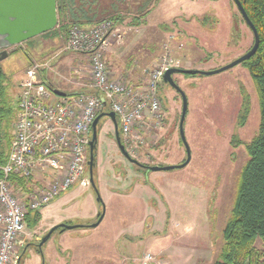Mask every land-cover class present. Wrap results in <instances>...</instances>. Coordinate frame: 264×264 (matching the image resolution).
Here are the masks:
<instances>
[{
	"label": "rangeland",
	"instance_id": "1",
	"mask_svg": "<svg viewBox=\"0 0 264 264\" xmlns=\"http://www.w3.org/2000/svg\"><path fill=\"white\" fill-rule=\"evenodd\" d=\"M100 1L98 11L107 10V14L81 27L118 19L113 23L119 38H110L105 63L113 70L107 55L116 51L121 82L137 93H143L146 72L164 56L179 69L209 72L237 60L253 45L252 32L232 0ZM81 4L75 0L70 9L77 10ZM133 21L138 25H131ZM66 38L40 35L29 43L0 50L8 54L0 67L8 78V98L14 109L19 83L25 70L34 65L52 88L63 94L94 92L88 57L66 50ZM172 79L187 99L184 135L191 155L189 164L182 169L147 170L181 165L186 160L179 136L181 97L160 82L162 118L154 120L145 112L141 126L133 128L132 135L137 138L124 148L136 163L119 150L108 118H101L96 127L92 174L104 207L100 224L91 227L103 211L91 183L87 187L76 184L46 210H40V219L32 228L25 223L23 245L11 264L215 263L238 175L248 160L246 145L258 131V97L242 64L215 75L173 74ZM245 95L249 113L239 126ZM85 177L90 181L88 166ZM39 178L31 185L40 182ZM56 218L74 228L56 230L38 247L41 238L56 226ZM256 246L264 252V245L257 242ZM146 255L152 260L146 261Z\"/></svg>",
	"mask_w": 264,
	"mask_h": 264
},
{
	"label": "built area",
	"instance_id": "2",
	"mask_svg": "<svg viewBox=\"0 0 264 264\" xmlns=\"http://www.w3.org/2000/svg\"><path fill=\"white\" fill-rule=\"evenodd\" d=\"M114 27L106 20L94 27L70 25L67 32L66 50L88 57L93 93L56 97L38 66L24 72L15 102L13 139L6 163L0 166V264H11L23 245L28 213L44 209L76 184L90 185L85 174L91 125L102 111L115 114L124 148L137 138L132 135L133 128L141 126L145 112L154 120L162 118L158 88L164 74L178 69V64L162 57L146 72L143 93L112 80L104 54L110 38H119ZM11 177L26 182L23 189H16ZM37 177L41 181L32 186ZM145 260L152 258L146 255Z\"/></svg>",
	"mask_w": 264,
	"mask_h": 264
},
{
	"label": "trees",
	"instance_id": "3",
	"mask_svg": "<svg viewBox=\"0 0 264 264\" xmlns=\"http://www.w3.org/2000/svg\"><path fill=\"white\" fill-rule=\"evenodd\" d=\"M81 1L84 4L76 6L75 10L70 9L71 3H75V0H61V4L56 0L57 19L60 17V21L57 20V29L54 28L42 36L53 35L56 38L67 36L70 23L87 26L98 21V17L107 14V10L98 11L102 5L100 0ZM238 1L259 37L256 53L242 65L247 69L253 82L258 97L260 118L256 136L246 145L248 160L238 175L233 206L222 231L223 244L214 264H264V252L256 246L257 242L264 245V0ZM110 7L115 10L113 5ZM111 18L108 21L114 25L118 19ZM133 24L138 25L137 21H133L131 25ZM31 41L32 39L26 43ZM107 111H102L101 114ZM248 113L249 101L245 95L238 117L239 126L244 125ZM15 118L16 109L8 98V78L0 67V166L7 160ZM10 181L16 189H23L26 183L16 177H11ZM39 219V212L28 213L25 218L26 226L32 228Z\"/></svg>",
	"mask_w": 264,
	"mask_h": 264
},
{
	"label": "water",
	"instance_id": "4",
	"mask_svg": "<svg viewBox=\"0 0 264 264\" xmlns=\"http://www.w3.org/2000/svg\"><path fill=\"white\" fill-rule=\"evenodd\" d=\"M232 2L234 3L239 14L241 15L243 21L252 32L253 45L246 54H244L237 60L233 61L232 63L214 71L200 72L195 70H182L179 68L178 69L174 68L168 70L164 74L162 81L165 84H168L175 91H177L181 97L182 109L179 120V136L185 147L186 160L181 165H176V166L147 167V170L151 172H161L171 169H182L186 167L191 160L190 150L186 143L185 135H184V122L187 114V99L184 93L181 91V89L173 82L172 75L182 74V75H190V76H195V75L210 76V75L219 74L229 69H232L233 67L242 64L243 62L251 58L256 53L259 47L258 33L254 28V26L249 21L243 7L241 6L238 0H232ZM57 20L58 19H57L56 0H0V50L2 49L5 50L6 48L12 46H19L30 39H33L35 37H38L40 35L52 31L57 25ZM7 56L8 54L6 51H1L0 61L7 58ZM103 117L108 118L113 123L114 132H115L114 133L115 141L123 156L131 163H136L134 160H132L129 157L128 153L125 151L121 143L119 130H118V123L116 121L115 114L113 112L99 114L94 119L91 125V141L89 143V159L87 165L89 169L91 187L94 189L97 196V201L101 203V205H102L101 198L97 190H95V184L93 182L92 167L94 162V154H93L94 147L97 140L96 127L100 119ZM103 216H104V207L102 214L99 216L97 223H95L91 227L93 228L97 227L102 221ZM58 228H61L62 230H70L74 227L65 224H59L52 227L49 230V232L43 238H41L38 247H41L50 238L52 233H54Z\"/></svg>",
	"mask_w": 264,
	"mask_h": 264
},
{
	"label": "crops",
	"instance_id": "5",
	"mask_svg": "<svg viewBox=\"0 0 264 264\" xmlns=\"http://www.w3.org/2000/svg\"><path fill=\"white\" fill-rule=\"evenodd\" d=\"M116 54H117V52L115 51V52H110L108 55H107V61H108V64L110 65V67H112L113 68V70L112 69H110V71H109V69L107 68V70H108V72H109V75H110V78L112 79V80H114V81H121V80H124V79H122L120 76V71H121V68H119L118 69V66H119V64H118V56H116ZM120 62V61H119ZM108 67V66H107ZM43 80H44V82H45V84L55 93V95H56V97H58V96H60V95H63V93H61L60 91H58V90H55V89H53L52 88V86L50 85V83L48 82V80L46 79V77H45V74L43 75ZM74 92H70V93H65V94H73ZM111 122V121H110ZM151 192V191H150ZM151 199V198H150ZM46 208V207H45ZM43 210V209H42ZM44 210H46V209H44ZM146 215H151L150 213H148V214H146ZM103 220V219H102ZM62 223H64V220H62L61 218H56V220L55 221H53V226L54 225H59V224H62Z\"/></svg>",
	"mask_w": 264,
	"mask_h": 264
},
{
	"label": "bare ground",
	"instance_id": "6",
	"mask_svg": "<svg viewBox=\"0 0 264 264\" xmlns=\"http://www.w3.org/2000/svg\"><path fill=\"white\" fill-rule=\"evenodd\" d=\"M120 135V134H119Z\"/></svg>",
	"mask_w": 264,
	"mask_h": 264
}]
</instances>
